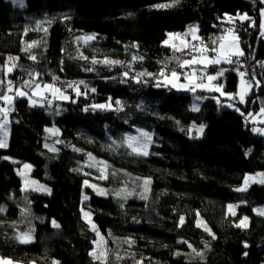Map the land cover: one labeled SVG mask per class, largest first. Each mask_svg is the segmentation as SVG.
<instances>
[{"label": "trees", "instance_id": "obj_1", "mask_svg": "<svg viewBox=\"0 0 264 264\" xmlns=\"http://www.w3.org/2000/svg\"><path fill=\"white\" fill-rule=\"evenodd\" d=\"M263 7V0H26L19 9L0 0V67L5 56H16L15 71L7 76L12 88L60 89L49 93V104L14 96L9 105L8 145L0 148V259L264 264V215L255 213L264 210V183L236 190L246 175L264 180V135L253 131L264 129ZM190 26L210 57L219 37L236 32L243 55L208 69L223 72L217 82L232 99L168 88L162 82L169 76L158 80L188 58L163 43L169 33ZM89 36L94 46L132 58L112 64L80 58L77 39ZM238 72L251 85L244 103L236 95ZM7 91L0 87V108ZM194 96L201 100L198 110ZM101 104L111 107H94ZM134 129L151 136L148 155L124 142ZM91 156L108 162L103 195L85 187ZM25 164L50 192L23 189L18 169ZM83 207L92 212V227ZM198 216L211 235L196 227ZM245 217L247 226L237 227ZM97 231L106 246L103 262L92 254ZM24 234L30 242H20Z\"/></svg>", "mask_w": 264, "mask_h": 264}, {"label": "rangeland", "instance_id": "obj_2", "mask_svg": "<svg viewBox=\"0 0 264 264\" xmlns=\"http://www.w3.org/2000/svg\"><path fill=\"white\" fill-rule=\"evenodd\" d=\"M5 2L10 3L11 5H13L14 7H17L19 9L26 8V0H23L24 7H20L18 5V3L14 2V0H5ZM240 17H242V16H240ZM260 19H261V21L259 24V30H260L261 34H264V27H262V25H264V7H263V9H261ZM189 31H190V29L183 32V33H180V37H177L175 35V34H179V33H169L167 39L165 40V42L163 44L168 46V47L171 46L174 49L180 48L181 51L186 52L187 55H188V52H190V51H191V53H192V51L194 52V53H192L191 58L190 57L185 58L183 61H185V60L190 61L194 57L199 60L202 58V55L208 57L209 59H214L217 57V54L220 52L219 40L217 41L218 42L217 46L214 48L217 51H213L214 55L212 57H210V55L207 54L206 50H203V48H202V45L204 43H203L202 39L199 38L198 32H195V34L193 36L192 34H188ZM170 34H171V38H170ZM232 34L237 37L235 31H233ZM226 35H227V31L222 36H226ZM195 37H198V38H195ZM166 41H167V43H166ZM223 43L225 45L223 53L230 55L231 59L241 56V55H231L232 52H235V47H234L235 45H238L239 50L242 51L241 46H240V42L238 40H233L232 36H228V38L226 40H224ZM34 44L35 43H31L29 45H34ZM77 45H78V49H79V56L82 59H89V60H93V61H102L103 63H105L106 60L107 61H119V60H124L123 58H126V57H121V56H125V54L119 55L117 52L114 53L113 51H110L108 49L102 50L101 48L94 46L91 43V41H88L87 43H85L84 40L80 37L77 39ZM185 45H187V46L185 47ZM124 46L131 47V45L129 43H125ZM179 52H180V50H179ZM128 57L132 58L130 56H128ZM10 58H14V59L10 60ZM4 61H5L4 67L3 68L0 67V87L2 85H6L8 88L9 87V79L7 78V76H8V74L14 73L15 67H12V64H15L17 59H16V56H14V55H8V56H5ZM183 61L181 62L180 66H182ZM220 63H223V64L226 63L225 57L223 54H221V62ZM220 63H218V65H220ZM211 65H213V64H207L206 65V62H201V63H194L191 65L182 66L183 70L185 71L184 76L181 77V76L177 75L178 79H174V78H172V75H169V77L167 79L163 80L162 84L168 88H173L177 91H186V92L188 91L189 93H192L193 90H195V89L201 90V91L206 90V91H209L212 93H216L217 95H215L216 96L215 98L217 100L220 99V97L221 98L229 97L230 94H228L227 92H224L223 85L217 82V80L221 76L215 72L209 73L208 69ZM235 66H236V64L233 65V68H235ZM9 67L12 68L11 71H8ZM195 68H199L201 70L206 69V72L203 71L202 74L200 73L202 75V78H200L199 76L196 75ZM210 75L211 76H217V79L215 81L209 82L207 77ZM243 80H244V77H243ZM209 83H211V85L213 87L222 86V92L224 93V95H222L221 92H218V91L208 90L207 87L202 88V87L197 86V85H201V84L207 86V85H209ZM180 85L190 87V89L185 90V88H181ZM247 85L248 84L246 82L245 87H247ZM34 89L35 88L30 90L29 92L21 90V91L27 93V95L20 96V97L27 98L29 103H31V104H32V101H35L36 103H39L41 101L45 104L50 103L51 100H50V96H48V95H49V93L52 92L51 89L45 90L44 85H43L40 87V89L36 90L37 91L36 95H32ZM250 89H251V87L248 89L247 93L249 92ZM240 91H241V77H240V72H238V81H237V89H236L237 95ZM7 95L12 97V99L14 96H17L16 91L14 89L11 92L7 91ZM246 96H247V94L245 95V97ZM194 97H195L194 102H193L194 106H192V108L195 107L196 109H198V106H199L201 100L197 96H194ZM238 97H239V95H238ZM245 97H244V100H245ZM239 101H240V98H239ZM11 103H12V101H11ZM9 105H11V104H9L3 100V106L1 108L7 109L9 111ZM8 111H7V123L6 124H4V119H5L4 114L0 113V115H1L0 124H4L3 127H0V140L4 141L6 144L5 147H0L2 149H5L8 145L9 123H10L9 117H8ZM257 118L258 117H255L253 120L255 122H258L260 120V117H259V119H257ZM259 127H261V126H259ZM134 131L136 132L135 134H132L130 136L125 137L124 142L126 143V145L129 147V144H132L134 147L138 148L141 152L144 150H147L148 146L150 145V141L141 135V133L144 131H139L137 129H134ZM50 133L53 136L57 135L56 132H55V134H53V132H50ZM129 138H132V139L130 140ZM129 148H130V150H132V147H129ZM107 166H108V162L105 159L100 158L98 156H91L85 165L84 174L86 177L85 181H87V184H85V187H88L89 189H91L96 194H99L101 191L105 194V191H106L105 184H106V181L108 179L107 178ZM18 175L21 178L22 187L24 190L43 192V193L47 192V191L39 190L40 186H42V185H40L38 182H36L31 177V167L29 169H25L24 165H21L18 169ZM246 177H252L253 178V179H250L248 181L247 187L249 185H251V183H254V182L262 184L260 182L261 180H263L261 174H259V175H251L250 174V175H246L244 177V179L242 180L243 183L240 185L239 188H243L245 186V178ZM33 181H35V184L32 183ZM92 186H95V187H92ZM43 188H45V187L43 186ZM100 195H103V194H100ZM233 210H234V207H233ZM228 212L230 214L232 213L230 210H228ZM85 213H88V216H85ZM255 213H258V212L255 211ZM82 214H83V218L85 219V221L92 227V223H91L92 212H91V210L88 209L87 207H83L82 208ZM197 218H198V220L196 223V227H197L198 222H203V225L207 226L205 221L200 216H198ZM198 228H200L202 231H204L206 233H209L208 231L204 230L203 226L198 227ZM207 228L210 229L209 226H207ZM100 237H101L100 235L97 236V242L95 244L94 252H95L96 256H98L102 250L105 251V253H106V246L104 244V240H103L102 244L98 243V241L100 240ZM190 249H192V248H190ZM106 254L101 259H96V256H94V255H93V257L96 260L103 262L105 260ZM0 261H10L11 264H19V263H15L9 259H0Z\"/></svg>", "mask_w": 264, "mask_h": 264}, {"label": "snow or ice", "instance_id": "obj_3", "mask_svg": "<svg viewBox=\"0 0 264 264\" xmlns=\"http://www.w3.org/2000/svg\"><path fill=\"white\" fill-rule=\"evenodd\" d=\"M14 2H15V3H18V5H19L20 7H24L23 0H14ZM176 2L178 3L179 0H176ZM168 6H171V5H159V7H168ZM239 18H240L241 20H243V19H247L248 17H247V16H242V17H239ZM231 20H232V18L229 17V22H231ZM262 27H264V25H262ZM196 30H197V29H196L195 27L190 26V31H189L188 34H192V35L194 36ZM45 31H46V30H45ZM232 33H233V30H232V29H228V30H227V35H226V36H221V37L218 38V40H219V42H220V43H219L220 52L217 54V57H216V58H214V59H209L208 57L202 55V58L199 59V60H198L197 58L194 57V58H193L192 60H190V61H189V60H185V61H183L182 66L191 65V64H194V63H201V62H206V65H207V64H218V63L221 62V54L224 55V57H225V62H226V63H233L234 61L231 59L230 55L223 53V50H224V48H225V45H224L223 41L226 40V39L228 38V36H232V39H233V40H238V37L234 36ZM175 35H176L177 37H180V34H175ZM170 38H171V34H170ZM195 38H198V37H195ZM82 39L84 40L85 43H87L88 41H91V40L95 39V37H93V36H89V37L82 38ZM181 39H182V38H181ZM214 42H215V41H214ZM166 43H167V41H166ZM32 46H33V45H29L28 47L30 48V47H32ZM186 46H187V45H185V47H186ZM234 47H235V52H232L231 55H241V56H242V55H243V52L239 50L238 45H235ZM176 50L179 51V50H181V49H180V48H177ZM205 50H207V49H205ZM211 51H217V50H216V49H211ZM12 59H14V58H10V60H12ZM32 59H35V57L33 56ZM133 59H136V58L134 57ZM95 62H96V61H93V63H95ZM105 63L112 64V63H120V62H119V61H107V60H106ZM12 67H15V64H12ZM11 70H12V68L9 67V68H8V71H11ZM139 75L143 76V75H145V73H140ZM160 75H164V73L161 72ZM171 75H172V78H174V79H178V76H177V73H176V72H172ZM219 75H223V72H220ZM240 77H241V91L238 93V95H239V98H240V102H241V103H244V102H245V101H244V97H245V95L247 94V91H248V89L251 87V85L248 84L247 87H245L246 82L243 80L244 73L241 72V73H240ZM207 79H208L209 82H211V81H215V80L217 79V76H211V75H210V76L207 77ZM81 83H83V81H81ZM28 86H30V85H29V82H25V87H28ZM69 86L71 87V85H69ZM197 86H198V87H202V88H203V87H207L208 90H211V91H218V92H221L222 95H224V93L222 92V86H215V87H213V86L211 85V83H209V85H207V86H206V85H203V84H201V85H197ZM40 87H41V86H40L39 84H36V85H35V89L33 90L32 95H36V94H37V91H36V90L40 89ZM180 87H181V88H185V90H187V88H186L184 85H180ZM44 89H45V90L51 89V91L53 92L54 95L60 93V89L55 88V86L52 85V84H46V85H44ZM12 90H13V89H12V86H11V81H9L8 91L11 92ZM93 91H94V89H93ZM16 95H17V96H25V95H27V93H25V92H23V91L17 89V91H16ZM64 98L67 99V97H64ZM2 99H3L5 102L11 104L12 97H10V96H8V95H5V96L2 97ZM229 99H232V97L229 96ZM32 103L35 104L36 102H35V101H32ZM116 104H120V101H116ZM228 106H229V107H232L231 104L228 105ZM94 107H95V108L104 109V108H106V107H107V108H110L111 105H102V104H101V105H94ZM193 110H198V109H196V108L194 107ZM7 111H8L7 109H2V108H0V113H3L4 116H5L4 124L7 123ZM237 111H239V109H237ZM241 114L243 115V113H241ZM249 115L251 116L252 114L249 113ZM261 115H264V109L261 110ZM261 122L264 123V120H261ZM4 124H0V127H3ZM48 131L53 132V134H55V130L50 129V130H48ZM198 131H199L200 133H202V132H203V126H201V127L198 129ZM253 131H254V132H259L261 135H264V129H255V128H254ZM141 135L144 136L147 140H149V141L151 140V136H149L148 133H146V132H142ZM129 139L131 140L132 138H129ZM5 146H6L5 142L2 141V140H0V147H5ZM129 147H132L133 152H137L138 154L148 155V152H147L146 150H144V151L141 152L138 148L134 147L132 144H129ZM52 150L54 151L55 149H52ZM24 168H25V169H29L30 166L27 165V164H25V165H24ZM258 175H259V174H258ZM250 179H253V178H252V177H246V178H245V186H244L243 188H238V189H236V190H237V191H244V190H246V189H247V185H248V181H249ZM260 182H261V183H264V180H261ZM32 183L35 184V181H33ZM144 183H145V185H148V184L150 183V181H149V180H145ZM85 184H87V181H85ZM92 187H95V186H92ZM39 190H43V191L50 192L49 189L43 188V186H40V189H39ZM145 190L147 191V188H146ZM99 194H104V193L101 191ZM85 199H87V197H85ZM228 207H229V210L232 212V214L235 215V212H234V210H233V207H234V206L229 205ZM2 210H3V209L0 208V211H2ZM257 211H258V214H260V215H264V210H257ZM85 216H88V213H85ZM180 222H181V224L183 223V218H181V221H180ZM246 222H247V217H245L243 220H241L240 223L237 225V227H241V226H245V227H246V226H247ZM53 225H54L55 227H59V225L55 224V222H53ZM201 226H203V227H204V230H205V231H208L210 235L212 234V233H211V230L208 229L206 225H203V222H198L197 227H201ZM93 230L96 231V229H95V225H93ZM97 236H99V232H98V231H97ZM18 239L20 240L21 243H28V242L31 241V237L28 236V234H24V235L18 237ZM213 239H215V236H213ZM102 242H103V237H100V240L98 241V243L102 244ZM189 247H191V245H189ZM245 247H247L246 244H245ZM92 254H93L94 256H96L95 252L92 253ZM105 254H106L105 251L102 250V251L100 252V254H99L98 256H96V259H101V258H103V257L105 256ZM245 255H247V253H245ZM0 264H11V262H10V261H0ZM55 264H58V262H55Z\"/></svg>", "mask_w": 264, "mask_h": 264}, {"label": "built area", "instance_id": "obj_4", "mask_svg": "<svg viewBox=\"0 0 264 264\" xmlns=\"http://www.w3.org/2000/svg\"><path fill=\"white\" fill-rule=\"evenodd\" d=\"M235 64H236L235 68H237L239 66V63L235 62ZM162 72L164 73V75H159V78H158L159 81L163 80L164 78H167L169 75H171L172 72H176L177 75H179L181 77L184 75V70H183L182 66H180V65H175L174 67L167 69V70H163Z\"/></svg>", "mask_w": 264, "mask_h": 264}, {"label": "crops", "instance_id": "obj_5", "mask_svg": "<svg viewBox=\"0 0 264 264\" xmlns=\"http://www.w3.org/2000/svg\"><path fill=\"white\" fill-rule=\"evenodd\" d=\"M192 53H194L193 51H192ZM192 53H191V51L190 52H188V57H190L191 58V56H192ZM180 65V64H179ZM199 71V72H198ZM206 72V69H203V70H201V69H199V68H195V72H196V75L197 76H199L200 78H202V72ZM201 73V74H200ZM184 75H185V71H184ZM183 75V76H184ZM203 81V80H202ZM186 88H187V90H189L190 89V87H187V86H185ZM236 95H237V92H236ZM238 99H239V97H238Z\"/></svg>", "mask_w": 264, "mask_h": 264}, {"label": "water", "instance_id": "obj_6", "mask_svg": "<svg viewBox=\"0 0 264 264\" xmlns=\"http://www.w3.org/2000/svg\"><path fill=\"white\" fill-rule=\"evenodd\" d=\"M0 119H1V115H0Z\"/></svg>", "mask_w": 264, "mask_h": 264}]
</instances>
